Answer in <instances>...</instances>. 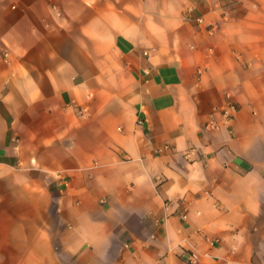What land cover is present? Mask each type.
<instances>
[{
    "label": "crops",
    "instance_id": "1",
    "mask_svg": "<svg viewBox=\"0 0 264 264\" xmlns=\"http://www.w3.org/2000/svg\"><path fill=\"white\" fill-rule=\"evenodd\" d=\"M192 255L264 264V0H0V264Z\"/></svg>",
    "mask_w": 264,
    "mask_h": 264
},
{
    "label": "built area",
    "instance_id": "2",
    "mask_svg": "<svg viewBox=\"0 0 264 264\" xmlns=\"http://www.w3.org/2000/svg\"><path fill=\"white\" fill-rule=\"evenodd\" d=\"M146 54V53H144ZM143 123L142 120H137V124L138 125H141ZM195 260H196V256L195 255H192V260H191V263L194 264L195 263Z\"/></svg>",
    "mask_w": 264,
    "mask_h": 264
}]
</instances>
